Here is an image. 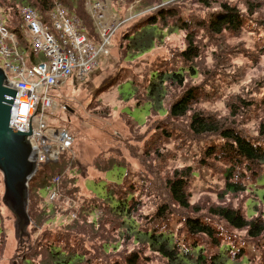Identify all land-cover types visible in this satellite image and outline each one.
I'll list each match as a JSON object with an SVG mask.
<instances>
[{"label":"rangeland","instance_id":"374dc122","mask_svg":"<svg viewBox=\"0 0 264 264\" xmlns=\"http://www.w3.org/2000/svg\"><path fill=\"white\" fill-rule=\"evenodd\" d=\"M103 1L108 19L113 13L127 23L84 81L69 79L50 91L57 106L48 124L67 129L74 143L60 164H48L59 165L57 169L43 168L50 186L59 171L57 200L49 202L47 190L28 189L27 210L33 208L35 217L28 238L20 242L15 218L2 203L0 174V264H51L50 248L67 256L80 254L81 264H127L133 254L136 264H167L147 244L143 236L149 234L168 236L182 252L200 249L206 264L218 256L223 264H264V231L250 238L247 230L233 229L208 213L229 208L264 226V165L235 163L229 143L218 134L190 130L192 115L209 117L264 151V0ZM223 3L240 11L243 27L212 35L207 23ZM31 4L37 5L36 0H0V6L13 10ZM160 6L170 7L166 9L175 17L157 24L154 47L137 55L126 36L138 33L147 14L154 15ZM187 33L197 50L191 62L180 56ZM172 72H182L183 84L164 83L166 96L157 112L146 97L147 85L157 73ZM190 89L196 98L189 112L168 117L170 106ZM96 163L106 172L98 171ZM230 171L243 186L241 193L225 192ZM175 177L184 180L189 209L169 194ZM106 190L129 208L128 221L112 214ZM99 206L105 207L101 215L95 209ZM187 218L211 226L216 243L190 235Z\"/></svg>","mask_w":264,"mask_h":264},{"label":"built area","instance_id":"2783aa9c","mask_svg":"<svg viewBox=\"0 0 264 264\" xmlns=\"http://www.w3.org/2000/svg\"><path fill=\"white\" fill-rule=\"evenodd\" d=\"M107 7L103 0L86 2L93 26L91 33L78 17L68 14L60 5L53 6L46 15L30 6L20 8L21 29L30 48L41 56L38 63L26 58L16 34L0 19V68L7 83L18 89L11 126L30 132L27 139L37 170L58 164L74 143L67 129L48 124L50 111L57 106L50 91L69 79L84 81L110 53L114 36L127 23L113 13L108 19ZM59 182L56 175L47 187L49 202L57 200Z\"/></svg>","mask_w":264,"mask_h":264},{"label":"trees","instance_id":"16d2710c","mask_svg":"<svg viewBox=\"0 0 264 264\" xmlns=\"http://www.w3.org/2000/svg\"><path fill=\"white\" fill-rule=\"evenodd\" d=\"M60 1V2H58ZM88 0H69L64 2V0H36L37 5H25L36 9L40 14L46 15L53 6L60 5L63 7L68 14L78 17L88 28L89 32H92L93 26L90 17L87 12L86 2ZM112 5V4H111ZM21 7V6H20ZM20 7L14 6L12 8H7L0 6L1 19L7 24L11 31H13L19 41L21 49L25 52L26 58L30 60L31 63H38L41 61V56L35 54L30 48L26 37L21 29V17H20ZM24 7V6H22ZM21 7V8H22ZM170 8L167 6H160L158 9L154 10V15L147 14L144 17H149L146 21V25L142 26L138 33L133 34L131 37L126 36L130 39V43L133 44V49L135 53L142 54L151 50L155 45V27L157 24L161 23L166 25V21L170 17H175L173 11L166 9ZM243 27V15L235 7L223 3L219 5V11L214 13L207 23V30L212 35H220L224 31H229L232 33L239 32ZM186 30V26L183 28ZM187 31V30H186ZM186 49L180 54L184 62H191L197 58V50L193 47V39L189 33L186 35ZM129 47V46H128ZM27 52V53H26ZM188 71H193L191 68ZM195 75V74H194ZM183 74L182 72H172V73H157L154 78L147 85L146 97L150 102V105L155 107L157 112L161 111V103L166 96L164 83L169 82L170 84L179 85L183 84ZM196 95L194 90H187L180 99L176 100L168 110V117L170 118H181L185 116L190 110V104L195 100ZM148 102V103H149ZM190 130L195 135L204 134H218L223 140L229 143V151L233 152V158L235 163L244 162L248 164H261L264 165V151L259 147H256L242 138L239 134L235 133L230 129L223 128L217 122L213 121L209 117H202L198 114H194L190 121ZM61 160V159H60ZM60 164V161L59 163ZM59 166V165H58ZM57 165H48V167L56 168ZM47 167L40 166L36 171L34 176L30 179L28 183V189L35 191H44L49 186V182L46 183V176L43 168ZM95 167L100 172H106V170H101L97 163ZM108 171V170H107ZM57 170L53 173V176L59 175ZM42 176V177H40ZM225 192L232 194L241 193L244 191L243 186L239 182H234L232 180V172L226 174ZM232 180V181H231ZM168 191L172 200L181 208L189 209V203L185 194V183L182 178L175 177L169 182ZM70 194V191H66ZM262 194L260 198L264 199V190L261 191ZM107 197L106 201L112 203L108 207L112 209V214L123 220H129L130 211L125 204H119L118 200H114L115 194H109L106 190ZM66 194V193H65ZM257 195V193H255ZM258 196V195H257ZM30 198V196H29ZM104 201V200H101ZM251 201L249 202V204ZM115 205L114 207L112 205ZM100 205V204H98ZM99 210L98 213L101 215L105 207L99 206L95 207ZM195 213L200 210L194 208ZM208 213L211 216L217 217L224 221L228 226L236 230H247V235L250 238H258L264 231V226L262 223L258 222L257 219L246 220L237 211L224 207L210 208ZM28 216L31 221L34 222L35 212L33 208L29 209ZM45 217V215L43 214ZM185 227L190 235H202L206 236L211 240L212 243H216L215 232L208 224L200 221L198 218H187L184 222ZM134 230V234L138 233ZM146 239L147 244L152 249L153 252L159 254V256L167 262V264H206V259L199 253L200 249L196 251V248L190 249V254L187 252H182L179 250L178 246L175 245L172 240L166 235L160 234H149L143 236ZM197 252V254H196ZM51 264H81L83 258L80 254H75L72 256H67L59 252L58 249H49L48 252ZM138 257L136 255H131L127 259V264H136ZM28 262V261H27ZM212 264H223L222 256H218L214 259ZM27 264H32L28 262Z\"/></svg>","mask_w":264,"mask_h":264},{"label":"water","instance_id":"95a60500","mask_svg":"<svg viewBox=\"0 0 264 264\" xmlns=\"http://www.w3.org/2000/svg\"><path fill=\"white\" fill-rule=\"evenodd\" d=\"M18 89L7 83L0 68V174L3 183V205L15 218L14 235L20 242L28 238V183L37 171L28 141L30 132L11 126Z\"/></svg>","mask_w":264,"mask_h":264}]
</instances>
